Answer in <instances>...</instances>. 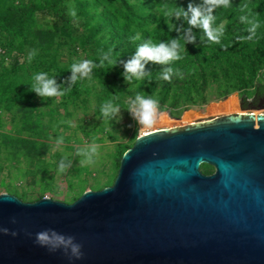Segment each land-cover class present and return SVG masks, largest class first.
<instances>
[{"label":"trees","instance_id":"obj_1","mask_svg":"<svg viewBox=\"0 0 264 264\" xmlns=\"http://www.w3.org/2000/svg\"><path fill=\"white\" fill-rule=\"evenodd\" d=\"M189 4L205 14L212 9L217 41L176 18ZM174 40L183 46L179 59L142 60L139 79L126 73L139 46L171 47ZM85 61L86 74L73 71ZM38 75L54 81L57 95L36 91ZM257 91L264 93V0H230L227 7L205 0H0V193L23 202L62 194L72 203L87 186H111L137 138V95L156 100L158 110L188 111ZM109 103L118 111L105 113ZM235 104L231 96L222 109L234 112Z\"/></svg>","mask_w":264,"mask_h":264},{"label":"water","instance_id":"obj_2","mask_svg":"<svg viewBox=\"0 0 264 264\" xmlns=\"http://www.w3.org/2000/svg\"><path fill=\"white\" fill-rule=\"evenodd\" d=\"M0 264H264V114L142 134L111 186L72 203L0 193Z\"/></svg>","mask_w":264,"mask_h":264},{"label":"clouds","instance_id":"obj_3","mask_svg":"<svg viewBox=\"0 0 264 264\" xmlns=\"http://www.w3.org/2000/svg\"><path fill=\"white\" fill-rule=\"evenodd\" d=\"M209 5H223L227 7L230 0H205ZM212 9H207V13H202L201 9L198 7H193L191 4L188 5V10L185 11L182 7L174 13L176 18L183 16L189 25L199 26L203 29V32L206 34L210 41H217L218 34L215 29L212 28V22L214 17L211 15ZM189 13L191 16L189 17ZM172 15L171 12H166L165 17ZM172 27V24L169 23V28ZM256 24L252 25V31L255 32ZM138 38V37H137ZM182 48L183 46L179 41H173L171 47L166 46L164 43H159L158 45H153L151 41L148 43L142 44L138 47L135 56L128 63L125 64V71L131 75L140 78V74L143 71L144 65L141 61H153L158 63H167L172 60L179 59L177 56L176 49ZM34 54V53H33ZM89 61H85L80 65H71L73 71H80L87 73L89 70ZM172 72V69L166 70L164 73V79H168L169 73ZM41 82V87L37 88L36 91L40 95L44 96H54L57 95L56 89L52 86L54 84L53 80H44L43 75H38L35 77ZM126 79L130 80L131 76L126 75ZM63 95V94H60ZM136 100L139 102L138 108H133L132 113L134 118H136L139 123L145 127H151L156 120L157 115V101L153 99H145L137 95ZM109 110L118 111V107H112L109 103L104 111L107 113ZM37 242L41 245H49L53 249L63 245L64 247H71L73 254L79 257V245L73 243V238H65L61 235L56 234L55 232L49 234L47 232L37 234Z\"/></svg>","mask_w":264,"mask_h":264},{"label":"rangeland","instance_id":"obj_4","mask_svg":"<svg viewBox=\"0 0 264 264\" xmlns=\"http://www.w3.org/2000/svg\"><path fill=\"white\" fill-rule=\"evenodd\" d=\"M231 96H233L236 99V104L234 106L237 107L236 108L237 110H235L234 112L222 109V104L225 101H227L229 99V97H231ZM231 96H229L225 99H222L220 101H217V102L216 101L211 102L206 107H204L202 110L179 111V110H173L172 108H163L161 110L157 109V115H156L157 119L155 120V123L151 127H145V126L141 125L139 123V121L137 120L138 121L137 125H136L137 137L142 135V134H145L147 132L158 130V129L185 126V125L192 124V123H195L198 121H206V120L214 119L216 117L223 116V115H229V114H234V113L245 114V113L249 112L242 107V106H245L243 104L244 101L241 99V97H239L237 95V93H234ZM214 106H220V107L218 109H214L213 108ZM262 112H264V110ZM158 116H159V118H158ZM104 152H105V150H101L96 154L98 159H100V156ZM106 161L109 162L110 160L107 158ZM109 163H111V164H108V168H109L108 171H109V173H112L113 169L115 167L113 168L112 161H110ZM90 184H92V182H90ZM60 186L62 189H64L65 183L60 182ZM87 189L93 190L90 186H87L85 188V191ZM46 196L50 197L54 200H59V201L65 202L64 201V195H62V194L54 196L52 194L47 193ZM66 203H68V202L66 201Z\"/></svg>","mask_w":264,"mask_h":264},{"label":"flooded vegetation","instance_id":"obj_5","mask_svg":"<svg viewBox=\"0 0 264 264\" xmlns=\"http://www.w3.org/2000/svg\"><path fill=\"white\" fill-rule=\"evenodd\" d=\"M264 97V93H259L258 91L256 92V94H254L252 97L249 98H241L244 101V105L242 106L245 110L251 112H261L262 114H264V112H262L264 110V106L263 103L260 101L261 98ZM247 112V113H249ZM238 113H234L233 115H236ZM210 167V166H209ZM212 168V167H211ZM214 172L213 168H212V172L211 174ZM206 175H210V174H206Z\"/></svg>","mask_w":264,"mask_h":264},{"label":"bare ground","instance_id":"obj_6","mask_svg":"<svg viewBox=\"0 0 264 264\" xmlns=\"http://www.w3.org/2000/svg\"><path fill=\"white\" fill-rule=\"evenodd\" d=\"M246 114V113H245Z\"/></svg>","mask_w":264,"mask_h":264}]
</instances>
